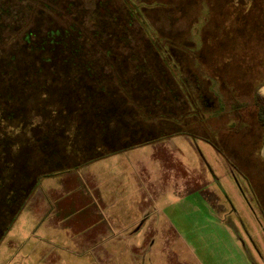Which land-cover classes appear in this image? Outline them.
<instances>
[{
	"label": "rangeland",
	"instance_id": "1",
	"mask_svg": "<svg viewBox=\"0 0 264 264\" xmlns=\"http://www.w3.org/2000/svg\"><path fill=\"white\" fill-rule=\"evenodd\" d=\"M40 1L0 0V135L7 142L0 159L1 177L11 184L18 176L15 169H22L18 165L29 169L30 163L44 157L39 142H47L45 132L55 131L49 144L58 146L57 135L70 121L76 102L57 93L59 80L50 81L56 84L52 92L56 94L49 95L37 90L27 76L51 49L50 35L58 30L56 66H85L80 58L89 51L96 55L94 37L80 21L123 64L129 66L137 57L139 68H160L155 79H165L168 73L165 87L161 81L157 86L171 93L162 99L157 96L162 111L141 119L156 125L165 120L159 129L176 131L40 176L0 238V264H264V161L258 158L257 143H251L260 139L262 130L246 110L254 87L238 96V81L223 88L219 76L223 52L234 48L232 55L238 57L237 44L249 52L251 62L264 60V26L259 28L254 21H264L263 1L253 6L251 0L226 2L222 12L218 6L222 0H45L59 3L61 9H46ZM244 8L249 15L243 14ZM25 31L29 39L21 41ZM10 34L17 39L9 40ZM83 42L88 45L85 51ZM44 65L45 76L52 79V66ZM233 69L237 72L239 66ZM258 75L253 85L263 78ZM84 79L88 78L83 76L81 85L89 87ZM75 86L80 99L79 83ZM134 92L146 94L143 89ZM173 92L175 109L183 108L186 100L192 106L188 127L182 122L186 111L172 112L168 107ZM196 94L201 105L211 109L202 111L200 125L192 119L197 109L191 97ZM224 97L235 101L223 103ZM235 106L245 111L250 125L226 137L228 153L203 134L210 132L213 141H220L219 133L227 129L223 115ZM92 126L90 132L95 134ZM151 131L132 142L153 137ZM105 145L103 149L94 143L91 151L101 154L118 144L107 140ZM9 162L15 166H7ZM5 212L0 232L15 209Z\"/></svg>",
	"mask_w": 264,
	"mask_h": 264
},
{
	"label": "trees",
	"instance_id": "2",
	"mask_svg": "<svg viewBox=\"0 0 264 264\" xmlns=\"http://www.w3.org/2000/svg\"><path fill=\"white\" fill-rule=\"evenodd\" d=\"M222 1L223 2L218 5L221 12L222 9H225L226 2L237 1L239 3V0ZM260 1L261 0H251L252 6L259 5ZM262 1L264 3V0ZM40 2L43 4L42 6H45L46 9H48L47 7L61 9L59 3L53 4L45 0H41ZM104 3L105 2L102 1L100 4L104 5ZM69 4H73V2L69 1L68 5ZM242 7L244 6L242 5ZM71 11H73L74 15H80L79 12H75L74 10ZM248 11L250 10H246L244 8L243 14L249 15ZM254 17L259 18V15H255ZM254 21L259 25V28L264 26V21H259L257 19ZM80 23L82 26L81 28H83L84 31L92 33V36L95 40V52H97L96 55H94L89 51L86 54V57L82 56L80 58L81 61L86 63L85 66L70 67L66 63H64L63 67H60L58 65L56 66V64L60 60L58 55L59 51L55 44L60 42V40H56L57 33H60V31L58 30L51 33L50 35L51 49L44 53V55L39 59H37L35 66H32V71L28 72L27 77L32 79L31 82L33 86L37 88V90L44 89L47 91L46 94L49 95H55L56 93L52 92L57 91V93L65 95L66 100H75L74 102H76V108L72 111L70 121L63 125L61 134H59L60 136L57 135V137H59V141H55L57 143H55V145H58L57 147L52 146L54 144H49V140H51V138L55 139L56 137L55 131L50 130L49 132H45L43 138L47 142H39V147L41 148L40 151L42 152L41 154H43L44 156H40V161L30 163L28 167L29 169H27L26 165H18L19 168L22 166V169H19V171L15 169V178L16 172L18 173V176L16 180L11 184H9L8 178H3L0 176V191L4 192L3 200L0 203V210L3 211H0V222L1 220L3 221L1 217L2 213H4L8 208L11 209V207H14L15 209L13 217L9 219L5 227L0 232V238L8 231L17 215L21 212L29 197L34 192L39 182L40 176L51 175L54 173V171L64 169L66 167H79L85 165L87 162L97 157L103 156L104 154L108 155L112 152L120 151L124 148H129L130 146H133L135 144H145L148 142H152L161 138L162 133L169 135L173 134L176 131L172 130L166 132V129H159V127L161 126V122L165 120L161 121L159 125H156L154 123L146 122L141 119V116L144 114L152 116L157 112L162 111V108L159 106V104L163 102H159L160 99L158 100L157 96L160 94V98L162 99L167 97L171 93L168 94L166 88L163 89L157 86L159 85L158 82L161 81L162 85L165 87V82H168L166 80L168 73L163 76L165 79H155V76H157L156 72H159L160 68L156 66L139 68L136 66V63L139 62V60L141 61V58L137 57L134 59V62L132 61L129 63V66L123 64L114 56L109 47H106L107 44L98 39L99 35L95 37L94 32L85 30L86 28L83 27V22L80 21ZM242 34L246 37H250L244 31H242ZM15 36L16 35L10 34L9 40H16L17 36L16 38ZM20 36L21 41H25L26 39H29L30 35L29 33L27 35L25 31L24 35L21 34ZM258 36H261V34H258ZM86 46H88L86 45V42H83V51H85ZM236 46L238 49V57L236 58H234V56L232 55L234 53V48L223 52L224 63L222 65V71L219 76L222 80L223 88H227L225 86L226 83H233L238 81V96L250 93L249 90L254 87L251 93L252 103L251 105L248 104L249 106L246 107V110L250 112V115L253 116V118L256 119L262 130L260 139L251 141V143H257L259 149L258 158L264 161V157H262L260 153V149L264 144V96L259 92V89L264 85V67H262L261 65V61L264 60L262 58L260 62L258 60L257 62H251L249 52L245 50L243 46H240L238 44ZM224 48L228 49L229 46L224 45ZM79 56H81V54ZM236 59L238 63L234 64V61ZM149 62L150 64L153 63L151 59H149ZM132 63H135V65H133ZM44 64H47V66H52V79H47V77L45 76L44 72L46 68ZM235 65L239 66V70L237 72L233 69ZM186 70H190L189 66H186ZM150 71H152L151 74L149 73ZM258 74H261L263 78H260L257 81V84L253 85V82L258 77H260ZM70 75L75 76L76 81L71 80ZM82 75L88 78L84 79L83 81L86 82L85 84H89V87L86 85H81L83 79ZM149 75L153 76V79H150ZM242 76L244 77L241 79ZM54 80H59L61 84V87H58L56 91H54L56 84L54 82H50ZM151 81L153 82L151 83ZM77 82L79 83L82 94L80 99L79 97L78 99H76L75 96V89L77 86H75V88L73 87V84H78ZM149 84L152 87L149 86ZM138 89H143L146 94L143 93L138 95L134 92ZM196 96L197 97H191L192 103L195 109H197L196 112H194L195 114L193 113L194 116H192V119L194 123H198L200 125L202 111H211V109L205 108L203 105H201L199 101V95L196 94ZM228 98L229 97H224L222 99L223 103L225 100H233L235 97H230L229 99ZM176 99L177 96H175L173 92L170 96L171 103L168 107L171 108L172 112L177 110L186 111V118H184L182 122L184 124V122L186 121V127H188V125L190 124L188 122V111L192 108V106L189 104V101L186 100V105H184L183 108L175 109L174 104L176 103ZM146 100L150 101V105L145 104ZM224 110L225 108H223V111ZM127 113L131 114V118L121 119L123 116L126 117ZM83 114H85L86 116L81 117ZM223 116V124L226 123L227 129L225 132L219 133L220 141H213L214 139L212 135L209 134L210 132H204L203 136L207 141L212 142L217 149H223L227 151L224 146L226 137L232 132L238 134V131L241 130L242 127H248L250 125V120L245 111L237 109L236 106L233 107V109H231L230 111H226ZM81 119H83V123L79 121ZM92 124L95 134L94 132H90ZM117 124L122 125V127H120L119 125V127L117 128ZM177 128L181 129V126ZM146 129H151V133H153L154 136L146 139L143 138V140L137 143H133L132 139L135 137L137 138L143 136L142 134L147 131ZM187 133L188 130H186V134ZM2 136L3 135H0V159L3 155V152L7 151L5 149V144L7 142L5 141L3 143ZM107 140L114 141L118 145L110 151L103 150V153L101 154H93V152L91 151L93 150L91 146L94 143L97 144L99 142V145L103 149H105V142ZM88 153H92V155H89L86 160L79 162V159L82 156L87 155ZM227 158L231 159V162H233L231 155L227 156ZM74 160H77V162H75ZM12 165L13 167L15 166L14 162H12L11 164L10 162L9 164L7 163V166L9 167ZM64 165L68 166L65 167Z\"/></svg>",
	"mask_w": 264,
	"mask_h": 264
},
{
	"label": "clouds",
	"instance_id": "3",
	"mask_svg": "<svg viewBox=\"0 0 264 264\" xmlns=\"http://www.w3.org/2000/svg\"><path fill=\"white\" fill-rule=\"evenodd\" d=\"M259 92H260L261 95H264V88H261V89L259 90ZM260 152H261V153H264V148L260 149Z\"/></svg>",
	"mask_w": 264,
	"mask_h": 264
}]
</instances>
